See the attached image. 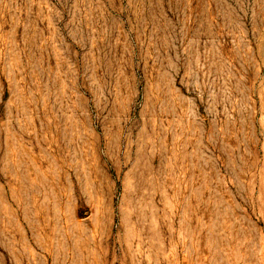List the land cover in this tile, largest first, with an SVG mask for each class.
I'll use <instances>...</instances> for the list:
<instances>
[{"label":"rangeland","instance_id":"obj_1","mask_svg":"<svg viewBox=\"0 0 264 264\" xmlns=\"http://www.w3.org/2000/svg\"><path fill=\"white\" fill-rule=\"evenodd\" d=\"M0 264H264V0H0Z\"/></svg>","mask_w":264,"mask_h":264}]
</instances>
